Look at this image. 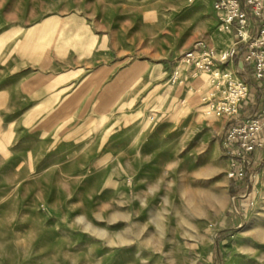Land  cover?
<instances>
[{"label":"rangeland","instance_id":"rangeland-1","mask_svg":"<svg viewBox=\"0 0 264 264\" xmlns=\"http://www.w3.org/2000/svg\"><path fill=\"white\" fill-rule=\"evenodd\" d=\"M214 3L0 0V264H264V152L232 181L212 75L173 79L232 45Z\"/></svg>","mask_w":264,"mask_h":264},{"label":"built area","instance_id":"built-area-1","mask_svg":"<svg viewBox=\"0 0 264 264\" xmlns=\"http://www.w3.org/2000/svg\"><path fill=\"white\" fill-rule=\"evenodd\" d=\"M214 9L222 27L235 35L232 45L220 50L198 42L181 63L191 65L195 76L212 75L208 93L191 89L192 96L210 114L226 119L221 144L232 162L229 177L239 180L247 176L255 155L264 152V0H215ZM180 76L176 71L174 81Z\"/></svg>","mask_w":264,"mask_h":264},{"label":"crops","instance_id":"crops-1","mask_svg":"<svg viewBox=\"0 0 264 264\" xmlns=\"http://www.w3.org/2000/svg\"><path fill=\"white\" fill-rule=\"evenodd\" d=\"M25 14L23 15V17H16V20H17V18L18 19H21V20H23V19H26L25 17ZM31 17H35V15L33 16V15H31V14H29L28 15V18H31ZM65 17V16H64ZM32 18V19H33ZM49 18H52V17H49ZM67 18H68V20H76V19H81L82 17L81 16H77V15H74V14H72V15H69V16H67ZM40 20L39 21H46V20H49L48 19V17H46V16H43V17H41V18H39ZM15 26H22V23L20 22L19 24H17V25H15ZM44 24L43 23H39L37 26H35V25H33L32 27H28V28H24L23 26H22V28H20V31H22V34H20V35H26V36H32V34L34 33V31L36 30V28H39V29H42V28H44ZM17 27H14V28H7V27H5L4 29H3V37H7V33L8 32H10L11 30H14V31H17V29H16ZM19 28V27H18ZM71 30H74V29H71V28H69V32H70V34H73L74 36H81L82 34H83V32H86L87 30L84 28V27H80V28H76L75 30V32H71ZM69 35V34H68ZM25 41H27L26 39H25ZM78 47H81L82 46V44H79V45H77ZM32 49V48H31ZM79 50V49H78ZM36 51V50H35ZM71 49L69 48L68 49V52L71 54ZM73 51H76V49L74 50L73 49ZM31 52H33L34 53V49L33 50H31ZM33 55L34 54H32L31 56H30V60H33L32 59V57H33ZM194 71V68L193 67H191V69H190V67L189 66H187L186 67V69L181 73V76L183 75L184 77H187L190 73H191V71ZM225 128V127H224Z\"/></svg>","mask_w":264,"mask_h":264},{"label":"bare ground","instance_id":"bare-ground-1","mask_svg":"<svg viewBox=\"0 0 264 264\" xmlns=\"http://www.w3.org/2000/svg\"><path fill=\"white\" fill-rule=\"evenodd\" d=\"M264 183V180H263ZM21 228L17 226V224L14 222V217L12 220L8 222V226L6 228V238L7 240H10L12 245L19 249L20 247V239H21ZM121 240H125L126 237L120 236Z\"/></svg>","mask_w":264,"mask_h":264},{"label":"trees","instance_id":"trees-1","mask_svg":"<svg viewBox=\"0 0 264 264\" xmlns=\"http://www.w3.org/2000/svg\"><path fill=\"white\" fill-rule=\"evenodd\" d=\"M236 62L239 64V59L236 60ZM249 177V175H247V178ZM235 179H232V181H234ZM231 192L234 194L235 192H237V190L234 188H232Z\"/></svg>","mask_w":264,"mask_h":264},{"label":"water","instance_id":"water-1","mask_svg":"<svg viewBox=\"0 0 264 264\" xmlns=\"http://www.w3.org/2000/svg\"><path fill=\"white\" fill-rule=\"evenodd\" d=\"M239 66H240V67H242V66H243V64H242V63H240V64H239Z\"/></svg>","mask_w":264,"mask_h":264}]
</instances>
